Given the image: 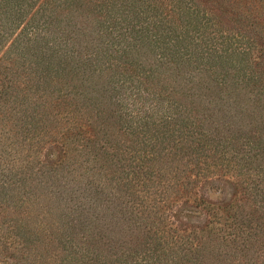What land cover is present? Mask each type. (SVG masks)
<instances>
[{
	"label": "rangeland",
	"instance_id": "obj_1",
	"mask_svg": "<svg viewBox=\"0 0 264 264\" xmlns=\"http://www.w3.org/2000/svg\"><path fill=\"white\" fill-rule=\"evenodd\" d=\"M214 1L187 57L130 7L0 32V264H143L217 206L264 222V0Z\"/></svg>",
	"mask_w": 264,
	"mask_h": 264
},
{
	"label": "trees",
	"instance_id": "obj_2",
	"mask_svg": "<svg viewBox=\"0 0 264 264\" xmlns=\"http://www.w3.org/2000/svg\"><path fill=\"white\" fill-rule=\"evenodd\" d=\"M234 1L226 2L229 4ZM212 2H217L218 5L215 6ZM128 7L132 8L137 17L144 14L142 23L151 32L149 39L156 43L162 54L164 51L170 57H174L173 53L180 56L184 54L187 57L186 51L193 47L192 41L200 39L197 34L198 29L200 30L205 23L208 24L211 16L214 17L217 13L221 15L226 9L225 4H219L214 0H0V32L8 35L6 31L20 24L31 8L32 22L28 23V20L24 19L22 28L28 24L24 29L26 34L31 32L32 36H36L40 32L45 33L47 26L55 22L60 14L67 12L77 14L79 11L81 13L86 11L88 14V11H91L105 18L116 14L121 8L126 13ZM242 9L246 11L245 8ZM134 15L128 17L133 18ZM119 20L123 22L125 18L119 17ZM135 23L133 20V24ZM120 26L112 24L109 25V29L117 30ZM126 28L127 26H124V29ZM131 29L128 30L129 34ZM212 30L217 34L214 27ZM232 31L238 32L234 28ZM162 38L164 40L160 43ZM157 43L161 46L159 47ZM216 208V214L223 212L226 213L223 218H229V222L222 223L224 228L218 226L214 229V224L208 222V225H204L206 228H198L191 237L184 238L177 235L171 238L153 237L147 242L141 262L143 264H264V251L257 258L258 260L255 258V260L242 261V256L246 253L264 247V222L259 220L262 217L257 216L256 210L243 211L247 216L239 218L242 212L239 205H237L239 212L232 205ZM245 209L246 205L243 207V210Z\"/></svg>",
	"mask_w": 264,
	"mask_h": 264
}]
</instances>
